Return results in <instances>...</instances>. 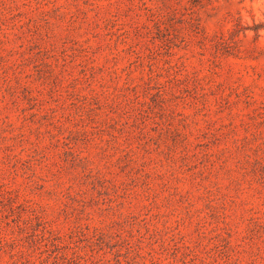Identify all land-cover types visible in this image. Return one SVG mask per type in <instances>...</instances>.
<instances>
[{
    "label": "rangeland",
    "instance_id": "1",
    "mask_svg": "<svg viewBox=\"0 0 264 264\" xmlns=\"http://www.w3.org/2000/svg\"><path fill=\"white\" fill-rule=\"evenodd\" d=\"M0 264H264V0H0Z\"/></svg>",
    "mask_w": 264,
    "mask_h": 264
}]
</instances>
